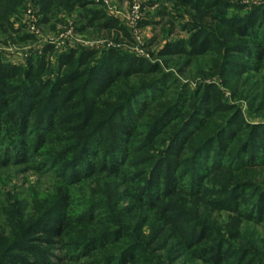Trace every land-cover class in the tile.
I'll return each mask as SVG.
<instances>
[{"label": "rangeland", "instance_id": "1", "mask_svg": "<svg viewBox=\"0 0 264 264\" xmlns=\"http://www.w3.org/2000/svg\"><path fill=\"white\" fill-rule=\"evenodd\" d=\"M197 1L79 0L75 6L47 11L42 0H11L13 12L0 24V64L11 68L14 83L27 81L24 70L44 67L41 80L49 82L47 91L56 89L67 74L89 72L80 79L92 78L98 85L89 93L77 82L62 93L73 95L72 102L82 105L69 112L83 117L86 131L37 125L34 135L24 137L32 150L25 160L17 150L16 159L8 160L11 144L1 138V247L28 241L33 251L50 252L53 264H210L196 258V249L174 247L193 232L196 219L215 228V219L226 214L215 211V165L221 159L216 157L218 145L224 144L221 152L226 149L223 132L230 120L240 114L244 123L264 125V63L255 68V62H247L233 45L230 26L251 17L255 8L262 11L264 0H208L214 5L208 11ZM219 8L226 11L229 24L212 17ZM108 17L119 27L104 28ZM253 42L248 46L255 50ZM168 46L176 52L165 53ZM73 51V69L60 66ZM88 51L95 55L88 62L96 67L112 52L120 56L113 70L123 72L129 60L138 58L160 71L105 82L90 73L91 65L79 66L80 56ZM30 122L36 126L38 121ZM127 127L130 134L124 131ZM175 134L185 139L179 151L170 145ZM85 144L97 158L112 155L117 170L102 172L94 157L82 160ZM168 160L169 172L182 170L186 175L187 188L199 190L196 181L201 180L207 188L203 199L184 191L161 199L154 182ZM179 161L184 164L180 170ZM262 171L246 174L260 176ZM59 190L65 194L70 219L66 232L75 242L71 246H49L39 239L44 232L38 218L54 213ZM139 190L148 192V200L136 198ZM157 203L169 204V223L160 221L163 212L154 208ZM162 225L166 249L161 239L153 245L148 242ZM247 229L263 240V252L264 229L252 224ZM32 231L38 232L30 235ZM140 241L147 260L125 261L124 254L135 252ZM151 247L157 251L151 252Z\"/></svg>", "mask_w": 264, "mask_h": 264}, {"label": "trees", "instance_id": "2", "mask_svg": "<svg viewBox=\"0 0 264 264\" xmlns=\"http://www.w3.org/2000/svg\"><path fill=\"white\" fill-rule=\"evenodd\" d=\"M42 1L46 2L47 11L57 7L75 6L79 2V0ZM184 1L189 3L191 0ZM197 3L204 11H208L214 6L208 0H198ZM216 6L217 4H215ZM13 9L11 0H0V24L9 19ZM253 11L254 14L251 17L247 16L242 20H235L230 23V26L232 36L236 39L233 45H235L237 51L243 52L247 62H255V65H257L255 68H257L264 63V9L260 11L255 8ZM226 15V11L219 8L215 14H212V17L215 18V21L219 20L226 25L229 24ZM102 26L104 28L119 27L118 22L109 17L102 23ZM215 26L220 27L219 23ZM252 41H254L253 45H256L255 50L248 46ZM174 52H176L174 47L168 46L165 53L173 54ZM84 55L85 58H83ZM94 56L93 52H85L80 56L79 66L88 65L90 67L91 64L88 61L92 60ZM75 58L76 53L74 51L70 52L67 59L60 63V66L65 65L69 69H73ZM119 59V54L108 52L102 58V68L92 64L90 73L95 74L94 77L105 82L115 83L120 77H130L147 70L149 73L160 71L154 66L147 67L146 62L138 58L129 60L130 66L123 72L118 69L113 70L112 66ZM125 61H128V59ZM95 68L98 69L97 73ZM10 69L9 66L0 64V134H2L0 140L4 136L11 144L9 146L10 150L8 148L9 151L6 154L8 160H14L16 150L22 156L21 159L25 160L26 157H30L32 150L24 137L36 133L37 125L38 128L40 124H45L48 128L61 127L65 132L86 131V121L82 119L83 117L80 118V116L74 114L75 110L82 105L72 102L73 95L66 94L63 97L62 93L67 91L65 87L77 82H82L89 93L91 89L96 88L98 84L92 78L80 79L83 75H88V71L86 74L80 73L77 76L64 75L57 82L56 89L52 91L50 88L47 91L49 82L41 80V75L45 72L44 67L35 70L30 67L24 70V80L27 81L22 83L21 79L16 80L18 83L13 82L14 73ZM19 91L23 92L22 95L19 94ZM42 117V121H39ZM33 119L38 121L36 126L30 122ZM193 119L194 121L197 120L195 117ZM229 123L230 126L227 128V132L226 129L223 132L227 139L226 149L221 152L225 148L223 147L224 144L222 146L218 145L216 157L218 158V155H220L221 159L215 165V211L225 212L226 214L220 221L215 219V228L210 227L208 221L196 219V227L193 226V232L183 240H179L174 248L180 249L182 247V250L196 249V258L203 259L210 264H262L264 261V251L262 252L263 248L261 247L263 240L254 233L249 235L247 226L252 224L257 228L264 229V125L244 123L240 114L234 116V119L230 120ZM129 128L124 129L126 134L131 133ZM184 140L178 138V135L175 134L170 144L171 149L179 151L185 145ZM0 146H3V144ZM12 146L13 150L11 149ZM82 154H85L82 160L94 157L99 162V169L102 172L111 173L117 170L118 165L113 167L112 155L97 158L93 152L89 151L86 144L82 146ZM226 155L228 156L226 157ZM169 161L164 164L166 167H161L162 173H164L155 177L154 187L159 190L161 199L166 198L167 195H175L180 191H184L189 197L203 199L202 197L207 188H204V184L200 182L201 180L196 181L199 190L194 191L187 188L183 184L186 175L181 172L182 170L169 172ZM178 163L177 169H183L184 164L180 161ZM259 170H263L260 176L246 174L256 173L255 171ZM249 178H254V180L252 179L253 184H249ZM57 198L58 204L55 210L52 211L54 213L38 218V227L44 232V236L39 239L49 246L55 243L71 246L75 242H72L70 235L66 232L70 225V219L63 199L65 194L59 190ZM136 198L139 201H146L149 194L147 191L143 193L140 191ZM154 208L163 212L160 221H163L164 224L169 223L172 217L169 214L172 211L169 204L160 205L157 203ZM161 228H163V225L150 238L149 244L153 245L157 240H162ZM37 232L32 231L30 235H35ZM83 240H87L86 236H83ZM143 242H138L134 248L135 252L124 254L123 259L133 263H143L144 260H147L146 256L141 253L144 249ZM167 246L168 241L164 238L162 247L166 249ZM149 250L151 252L157 251L152 247ZM0 251V264H28L30 261L35 264H53L52 258L49 257L50 252L42 254L41 252H35L28 241L9 242L3 247L0 246Z\"/></svg>", "mask_w": 264, "mask_h": 264}]
</instances>
